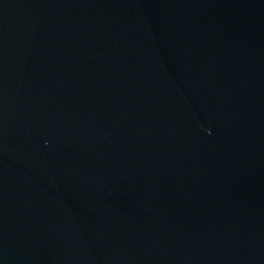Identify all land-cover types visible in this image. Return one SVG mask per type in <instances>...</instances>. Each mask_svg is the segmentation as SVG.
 I'll use <instances>...</instances> for the list:
<instances>
[{
    "label": "water",
    "instance_id": "95a60500",
    "mask_svg": "<svg viewBox=\"0 0 264 264\" xmlns=\"http://www.w3.org/2000/svg\"><path fill=\"white\" fill-rule=\"evenodd\" d=\"M0 264H264V0H0Z\"/></svg>",
    "mask_w": 264,
    "mask_h": 264
}]
</instances>
